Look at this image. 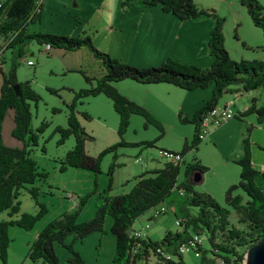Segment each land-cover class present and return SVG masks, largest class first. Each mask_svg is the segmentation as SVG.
Returning <instances> with one entry per match:
<instances>
[{
  "label": "rangeland",
  "instance_id": "1",
  "mask_svg": "<svg viewBox=\"0 0 264 264\" xmlns=\"http://www.w3.org/2000/svg\"><path fill=\"white\" fill-rule=\"evenodd\" d=\"M193 1L198 8L213 10L224 20L225 47L232 60L264 62L263 30L252 24L247 10L241 7L240 0ZM258 1L264 8V0ZM161 15L163 14L159 7L145 8L143 0H47L40 16V24L32 25L28 32L69 37L87 32L93 37V43L99 52L128 66L142 69L159 67L168 59L187 66L209 68L213 60L211 64H207V60L210 61L207 52L208 38L206 41L201 36L199 41L192 36H187V40H183L181 36L177 39L182 31L171 23L173 15L169 14V18ZM203 21L213 24L212 19L204 18ZM162 55L170 57L159 60ZM27 62L32 65L28 66ZM14 65L18 82L27 84L30 91L38 97V101H27L32 118L31 129L37 137V147H33L31 157L37 163L39 173H44L46 177L33 185L39 191L37 201L28 192L31 186L21 190L17 198L20 210L12 220L24 214L37 216L40 206L44 207L45 213L29 231L17 226L9 227L10 244L6 264H42L41 261L33 263L27 257L30 245L39 233L63 214L76 212L81 198L86 197V200L82 211L78 212L77 222L81 224L90 220L97 211L99 195L108 187V171L112 165L116 167L113 171L110 196L130 193L138 177L154 171L152 168L151 171L147 170L149 167L162 169L167 160L159 156L160 150L180 153L184 143L190 144L193 140V124L181 122L179 114L182 117L186 115L191 120L195 112L204 108L208 97L212 95L213 87L192 92L169 88L173 91L160 92L161 97L157 98L147 96L148 92L142 88L148 87L135 84L142 89L140 91L138 88V93L135 94L147 99L148 107H141L156 124L147 123L141 116L133 115L122 138L118 134L120 119L108 98L96 95L79 99L75 112L81 127L91 138L85 145L88 155L97 157L121 140L129 145L102 156L100 174L95 175L80 169L60 170L66 153L74 148L75 140L72 135L59 144L60 134L57 128H67V106L74 100L73 93L90 87L76 71L83 69L87 75L99 78L103 74L102 66L86 50L46 51L45 46H39L35 41H30L21 57L18 56V47L6 49L3 72L9 73ZM1 75L0 72V90ZM116 86L117 89L120 85ZM250 93L248 95L249 93L241 92V96L235 97L230 103L236 118L219 128L209 130L208 136L201 140L198 148L184 155L177 179L178 184L186 182L184 169L194 160L207 167L209 170L202 176V181L192 184V189L201 195L211 196L217 205L228 209L230 224L240 230L242 225L239 223V215L228 208L224 200L227 188L239 182L241 167L236 161L246 156V148L255 168L264 173V123L259 124L253 114L237 119L239 114L247 111L244 107L250 105L251 100H256L258 106H264L263 91ZM85 113L88 119L83 118L82 114ZM14 115L13 110L6 112L2 122V141L7 148L22 149L21 141L11 136ZM148 142H154V147L141 145ZM138 158L141 163L136 162ZM236 195L244 196V193L237 190L234 192V196ZM185 199L180 195V190L175 189L162 204L168 207L165 214L153 218V208L135 222V228L140 230L148 224L149 228L145 233L153 242H160L166 232L181 231L182 227L177 221L186 213L183 208L190 215L197 213V208L185 206ZM0 220L8 221L10 218L6 212H2ZM112 225V218L107 216L103 233H91L83 241L73 242L74 250L85 264H111L115 256L116 242L115 236L110 233ZM72 241L73 238L70 237L66 244ZM200 247L207 251V259L216 264L218 259L209 252L205 235ZM55 251L59 262L66 264L70 253L60 245H55ZM202 259V252L191 251L183 255L182 260L185 264H202ZM0 264H3L1 260Z\"/></svg>",
  "mask_w": 264,
  "mask_h": 264
},
{
  "label": "trees",
  "instance_id": "2",
  "mask_svg": "<svg viewBox=\"0 0 264 264\" xmlns=\"http://www.w3.org/2000/svg\"><path fill=\"white\" fill-rule=\"evenodd\" d=\"M36 0H0V39L6 49L18 47V56L24 55V48L30 41H35L39 46H49V50L78 51L86 50L98 61L103 68L101 77H91L79 69L76 73L82 75L83 80L90 87L74 94V100L68 108L67 128H57L60 134L59 144L69 136L74 137L75 146L68 151L61 162V171L68 168L80 169L100 174L101 158L107 153H113L117 148L129 146L122 140L112 147H108L99 156L88 155L85 149L86 142L91 138L81 127L75 112L76 102L79 99L104 95L113 105V110L120 119L118 134L122 138L128 128L130 117L138 115L147 123H154L150 115L141 105L127 99L115 88V84L123 80L133 81L142 85L168 84L187 92L206 90L213 87V95L202 110H198L192 119L179 114L183 123L194 126L193 140L190 144L184 143L180 155L196 150L199 143V127L207 113L218 107L221 98L231 92L230 89L240 87L233 93L261 90L264 92V62L254 60L234 61L225 47L223 24L215 11L198 8L193 0H143L145 8L159 7L164 14L173 15L180 22H192L201 18L213 20V29L207 41V52L213 58V64L202 69L196 66H187L168 59L159 67L139 68L128 66L122 61L113 60L109 55L99 52L87 32H82L76 37L54 34H30L29 28L40 24L42 7L36 11ZM241 7L247 10L252 24L263 30L264 35V8L258 0H240ZM264 38V37H263ZM235 39L236 36H235ZM244 46V45H243ZM2 87L0 90V213L6 212L10 220H0V260L6 264L9 248V227L17 226L19 229L29 231L45 213L44 207L37 216L21 215L16 217L20 210L18 195L26 186H31L28 192L37 201L38 189L33 185L42 178L44 173H39L37 163L31 157L33 147H37L36 134L31 129V113L27 101H38L37 95L30 91L27 84L19 83L16 78V66H12L9 73L0 69ZM95 82V84H93ZM18 86V94L15 87ZM8 110L14 111V139L21 141L23 148H7L2 141V122ZM250 114L255 115L259 124L264 123V106H258L252 100L247 111L237 116L241 119ZM88 119V115L82 114ZM236 118V117H235ZM157 126V125H156ZM42 131V130H40ZM145 147H154V142L141 144ZM162 151V150H160ZM242 159L236 161L241 167L238 184L228 187L225 191V204L239 215L242 229H237L229 222L230 212L220 207L209 195H201L192 189L194 174L203 176L209 169L194 160L186 166L184 176L186 182L178 184V175L183 162L175 165L166 163L160 170L146 172L136 179L133 188L128 194L110 196L114 167H109V182L107 189L99 195L97 211L94 216L79 224L78 212L82 211L85 198L78 202V210L74 213L63 214L59 219L47 225L39 233L37 239L30 245L28 259L33 263L61 264L57 258L55 245L66 249L70 256L66 264H85L80 255L73 248L74 241H83L91 233H103L106 217L113 220L110 233L115 236V256L111 264H185L183 256L178 253L181 244H185L193 234L205 235L209 243V252L212 257L222 259L225 264H244L247 251L260 241L264 240V173L253 165L249 150L245 149ZM183 191L185 206L197 208V213L190 215L187 209L184 216L177 222L182 227L181 231L166 232L160 242L138 241L133 238L131 229L137 219H140L151 209H156L165 203V199L175 190ZM241 190L242 195L234 196V192ZM38 205V203L36 202ZM39 206V205H38ZM72 237L73 241L66 244ZM162 248L174 257L167 261L156 254ZM197 252L203 253L202 264H215L207 259L206 250L198 248ZM217 264V263H216Z\"/></svg>",
  "mask_w": 264,
  "mask_h": 264
},
{
  "label": "built area",
  "instance_id": "3",
  "mask_svg": "<svg viewBox=\"0 0 264 264\" xmlns=\"http://www.w3.org/2000/svg\"><path fill=\"white\" fill-rule=\"evenodd\" d=\"M44 1L46 0H38L37 1V9L35 12L40 11V7L43 5ZM7 45V44H6ZM6 45L0 46V69H2L3 62L5 60V51H6ZM49 46H45V50L49 51ZM28 66H31V62H27ZM234 110L231 108L230 105H226L224 107H215L213 110L209 111L207 115L204 117L200 127H199V138L200 140L205 139L208 134L209 130L212 128H219L220 126L224 125L226 122L233 120L236 116L233 112ZM159 156L161 158L167 160V163L170 162V164H179L183 161V157L180 155V153H171L167 150H162L159 152ZM136 162L141 163V159H136ZM180 194H183V191L180 192ZM168 211V207L164 205H160L154 210L153 218H156L160 216L161 214H165ZM151 219V218H150ZM139 220V219H137ZM179 225V223L177 222ZM149 228L148 224H145L140 230L135 228V224L133 225L131 229V232H133V238L138 241H147L148 236L145 233V231ZM203 242V236L198 234H193L191 238L185 243L181 244L178 253L182 256L191 252V251H197L200 245ZM156 254L161 257V259H166L167 261L173 260L174 257L167 252H165L162 248H158L156 250ZM144 264V263H143ZM217 264H225L222 259L217 261Z\"/></svg>",
  "mask_w": 264,
  "mask_h": 264
},
{
  "label": "crops",
  "instance_id": "4",
  "mask_svg": "<svg viewBox=\"0 0 264 264\" xmlns=\"http://www.w3.org/2000/svg\"><path fill=\"white\" fill-rule=\"evenodd\" d=\"M47 1V0H46ZM46 1H44L43 3V7H42V11L46 5ZM163 17L165 18H169L167 16H170L169 14H164L162 13ZM172 16V15H171ZM173 18L171 19L172 20V24L175 28H177L179 31H182L179 33V35H177V39L180 38H183V40H187L188 37L187 36H192L193 39L199 41V37L201 36L203 38L204 41H206V38H209V35L213 29V24H209L208 22H204V18H201V19H198V20H195V21H192V22H180L178 21V19H176L174 16H172ZM30 29V28H29ZM184 33H187V35H185ZM203 34V35H202ZM92 38V41H94L93 37ZM94 44V43H93ZM2 45H5L3 40L0 39V46ZM170 57V55H162V57H160L159 60H164L166 58ZM210 61L207 60V64H211V60H213L212 57L209 56ZM127 80H123L121 82H118L116 83L114 86H118L120 85L119 87H117L118 91L121 92L122 95L126 96L127 99L137 103V104H140L141 106L143 107H148V104H147V99L144 100L145 98H140L139 96H137L135 93H138V88L140 87H136L137 85L135 84H139V83H133V81H127ZM123 83V84H122ZM172 85H168V84H161V85H157V84H153V85H144V87H148V88H142V89H146V91L148 92L147 93V96H152V97H156L157 98H160L161 97V93L160 92H163V91H168L169 90H172V89H169V88H176V87H170ZM240 87H234V88H231L229 93L225 94L219 104H218V107H224L226 105H231L230 103L232 101H234V98L235 97H239L241 96V92L240 93H233L236 89H238ZM141 88L139 89L140 91L142 90ZM179 89V88H178ZM173 91V90H172ZM251 93H249L248 95H250ZM212 95H213V91H212ZM211 95V97H212ZM211 97H208L207 101L210 100ZM148 98V97H147ZM253 99V98H251ZM252 101V100H251ZM251 105V104H250ZM250 105H248L247 107H244V110H248V108L250 107ZM229 122V121H228ZM157 170L153 167H149L147 170Z\"/></svg>",
  "mask_w": 264,
  "mask_h": 264
},
{
  "label": "water",
  "instance_id": "5",
  "mask_svg": "<svg viewBox=\"0 0 264 264\" xmlns=\"http://www.w3.org/2000/svg\"><path fill=\"white\" fill-rule=\"evenodd\" d=\"M19 87H15V93L18 94ZM202 176L199 173L194 174V182L200 183ZM244 264H264V240L252 246L246 253Z\"/></svg>",
  "mask_w": 264,
  "mask_h": 264
},
{
  "label": "bare ground",
  "instance_id": "6",
  "mask_svg": "<svg viewBox=\"0 0 264 264\" xmlns=\"http://www.w3.org/2000/svg\"><path fill=\"white\" fill-rule=\"evenodd\" d=\"M37 1H38V0L35 1V6H36V8H37ZM131 234L133 235V232H131Z\"/></svg>",
  "mask_w": 264,
  "mask_h": 264
}]
</instances>
